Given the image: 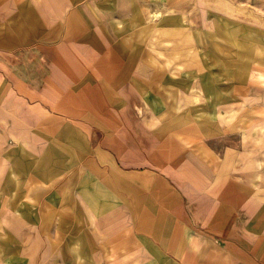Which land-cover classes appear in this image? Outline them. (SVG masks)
Returning a JSON list of instances; mask_svg holds the SVG:
<instances>
[{"label": "crops", "instance_id": "crops-1", "mask_svg": "<svg viewBox=\"0 0 264 264\" xmlns=\"http://www.w3.org/2000/svg\"><path fill=\"white\" fill-rule=\"evenodd\" d=\"M239 2L0 0V264H264V144L208 112Z\"/></svg>", "mask_w": 264, "mask_h": 264}, {"label": "rangeland", "instance_id": "rangeland-1", "mask_svg": "<svg viewBox=\"0 0 264 264\" xmlns=\"http://www.w3.org/2000/svg\"><path fill=\"white\" fill-rule=\"evenodd\" d=\"M238 4L234 11L224 14V18L220 14L219 21L213 16L216 22L211 21L212 17L209 16V54L206 55L209 66L208 112L216 117L212 120L216 124H234L229 130L230 134L211 142L220 147L232 144L239 149H248L256 143L259 148V145L264 144V2ZM212 32L214 38L211 37ZM217 33L219 40L216 39ZM213 82H217L218 87ZM218 92L225 101L229 96L234 95V98L218 103L214 100ZM179 101L172 108L177 116L193 108V119L178 120L179 126L188 128L191 121L196 124L198 119H194V115L196 112H204L201 106L203 103L196 100L188 103ZM217 111L218 117L214 116ZM132 202L135 201L130 199L129 219L131 216L133 218L130 223L137 216L136 207L131 208ZM181 220L177 226L179 230L176 231L178 242H184L186 236L183 216ZM160 232L168 238V232ZM160 259V264H171Z\"/></svg>", "mask_w": 264, "mask_h": 264}]
</instances>
